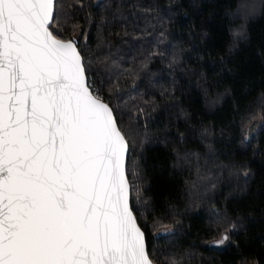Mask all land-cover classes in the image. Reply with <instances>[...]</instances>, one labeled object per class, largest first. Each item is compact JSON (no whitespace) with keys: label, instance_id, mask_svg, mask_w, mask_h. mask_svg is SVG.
<instances>
[{"label":"trees","instance_id":"1","mask_svg":"<svg viewBox=\"0 0 264 264\" xmlns=\"http://www.w3.org/2000/svg\"><path fill=\"white\" fill-rule=\"evenodd\" d=\"M251 2L58 5L56 34L75 37L129 141L156 264H264V0L247 15Z\"/></svg>","mask_w":264,"mask_h":264},{"label":"snow or ice","instance_id":"2","mask_svg":"<svg viewBox=\"0 0 264 264\" xmlns=\"http://www.w3.org/2000/svg\"><path fill=\"white\" fill-rule=\"evenodd\" d=\"M59 3L0 0V264H155L129 141L75 37L56 34Z\"/></svg>","mask_w":264,"mask_h":264},{"label":"rangeland","instance_id":"3","mask_svg":"<svg viewBox=\"0 0 264 264\" xmlns=\"http://www.w3.org/2000/svg\"><path fill=\"white\" fill-rule=\"evenodd\" d=\"M257 1L258 0H252V2L250 3L251 6L249 8H247V15H250L249 11L254 7V5L256 4Z\"/></svg>","mask_w":264,"mask_h":264},{"label":"water","instance_id":"4","mask_svg":"<svg viewBox=\"0 0 264 264\" xmlns=\"http://www.w3.org/2000/svg\"><path fill=\"white\" fill-rule=\"evenodd\" d=\"M107 102V101H106ZM111 106V105H110ZM126 139H127V137H126ZM129 154V153H128ZM127 161H128V157H127ZM132 205V204H131ZM134 214H135V212H134ZM136 215V214H135ZM138 223H139V221H138ZM139 225H140V223H139ZM141 226V225H140ZM142 228V227H141ZM142 230L144 231V229L142 228ZM144 233H145V231H144ZM145 241H146V246H147V249H148V245H147V239H146V233H145ZM156 264V263H155Z\"/></svg>","mask_w":264,"mask_h":264}]
</instances>
